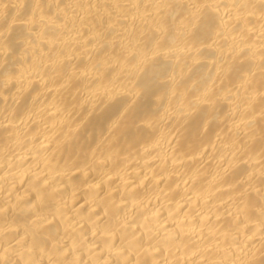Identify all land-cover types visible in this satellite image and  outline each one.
I'll return each instance as SVG.
<instances>
[{
  "label": "bare ground",
  "instance_id": "bare-ground-1",
  "mask_svg": "<svg viewBox=\"0 0 264 264\" xmlns=\"http://www.w3.org/2000/svg\"><path fill=\"white\" fill-rule=\"evenodd\" d=\"M0 264H264V0H0Z\"/></svg>",
  "mask_w": 264,
  "mask_h": 264
}]
</instances>
